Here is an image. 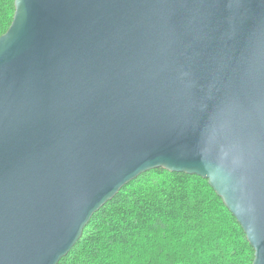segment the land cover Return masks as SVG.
<instances>
[{
  "label": "water",
  "instance_id": "water-1",
  "mask_svg": "<svg viewBox=\"0 0 264 264\" xmlns=\"http://www.w3.org/2000/svg\"><path fill=\"white\" fill-rule=\"evenodd\" d=\"M0 35V264H57L153 168L197 174L264 264V0H14Z\"/></svg>",
  "mask_w": 264,
  "mask_h": 264
},
{
  "label": "trees",
  "instance_id": "trees-1",
  "mask_svg": "<svg viewBox=\"0 0 264 264\" xmlns=\"http://www.w3.org/2000/svg\"><path fill=\"white\" fill-rule=\"evenodd\" d=\"M14 11V0H0V35ZM199 257L202 264H252L254 248L207 178L158 167L94 212L57 264H191Z\"/></svg>",
  "mask_w": 264,
  "mask_h": 264
},
{
  "label": "rangeland",
  "instance_id": "rangeland-1",
  "mask_svg": "<svg viewBox=\"0 0 264 264\" xmlns=\"http://www.w3.org/2000/svg\"><path fill=\"white\" fill-rule=\"evenodd\" d=\"M155 172H151V173H149V174H147L146 176H145V178H154L155 177ZM195 180L196 181H199V182H197V183H200V181H203V180H199V178L197 177H195ZM171 241H175L173 238H171ZM182 248H184L183 246H182ZM155 250L158 252V249H157V247H156V244H155ZM158 253H160L161 254V252H158ZM201 257V256H200ZM198 258L197 260H195V261H193V262H191V264L192 263H197V264H202L203 262L201 261V258Z\"/></svg>",
  "mask_w": 264,
  "mask_h": 264
}]
</instances>
